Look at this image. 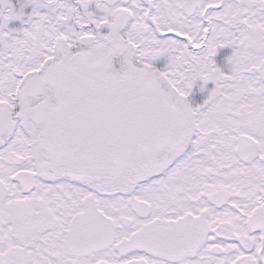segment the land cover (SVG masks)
I'll list each match as a JSON object with an SVG mask.
<instances>
[{
	"label": "snow or ice",
	"instance_id": "obj_1",
	"mask_svg": "<svg viewBox=\"0 0 264 264\" xmlns=\"http://www.w3.org/2000/svg\"><path fill=\"white\" fill-rule=\"evenodd\" d=\"M0 264H264V0H0Z\"/></svg>",
	"mask_w": 264,
	"mask_h": 264
}]
</instances>
